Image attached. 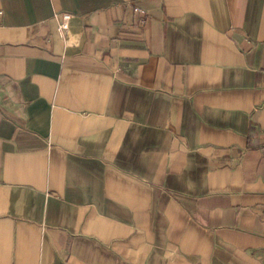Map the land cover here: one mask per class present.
<instances>
[{"label": "crops", "instance_id": "1", "mask_svg": "<svg viewBox=\"0 0 264 264\" xmlns=\"http://www.w3.org/2000/svg\"><path fill=\"white\" fill-rule=\"evenodd\" d=\"M0 264H264V0H0Z\"/></svg>", "mask_w": 264, "mask_h": 264}, {"label": "built area", "instance_id": "2", "mask_svg": "<svg viewBox=\"0 0 264 264\" xmlns=\"http://www.w3.org/2000/svg\"><path fill=\"white\" fill-rule=\"evenodd\" d=\"M136 10L139 11L143 16L145 15V11L140 10V9H136ZM70 20H71V14L70 13H64L63 22L59 26V32L61 34H64L66 31H68ZM143 23H145V21Z\"/></svg>", "mask_w": 264, "mask_h": 264}]
</instances>
